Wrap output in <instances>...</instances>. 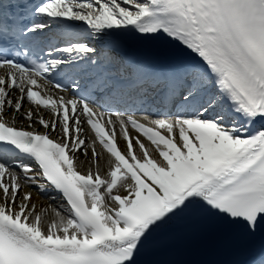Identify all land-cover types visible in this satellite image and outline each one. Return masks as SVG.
I'll use <instances>...</instances> for the list:
<instances>
[{"label": "snow or ice", "instance_id": "snow-or-ice-1", "mask_svg": "<svg viewBox=\"0 0 264 264\" xmlns=\"http://www.w3.org/2000/svg\"><path fill=\"white\" fill-rule=\"evenodd\" d=\"M209 236L264 264V0H0V264H240Z\"/></svg>", "mask_w": 264, "mask_h": 264}, {"label": "bare ground", "instance_id": "bare-ground-1", "mask_svg": "<svg viewBox=\"0 0 264 264\" xmlns=\"http://www.w3.org/2000/svg\"><path fill=\"white\" fill-rule=\"evenodd\" d=\"M33 202L37 204L38 210L47 208L49 211L52 208H57L65 203L63 197L56 192H52L50 195H34Z\"/></svg>", "mask_w": 264, "mask_h": 264}]
</instances>
